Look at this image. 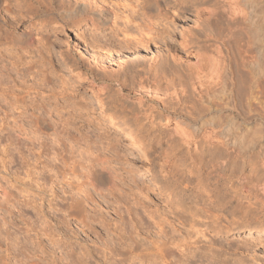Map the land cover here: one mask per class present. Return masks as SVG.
I'll use <instances>...</instances> for the list:
<instances>
[{
	"label": "rangeland",
	"instance_id": "rangeland-1",
	"mask_svg": "<svg viewBox=\"0 0 264 264\" xmlns=\"http://www.w3.org/2000/svg\"><path fill=\"white\" fill-rule=\"evenodd\" d=\"M46 1L0 0V264H24V261L38 264H111L112 261H115L113 264H140L142 261L141 264H145L149 258L154 257L152 249L160 237L154 238L155 235L160 234L156 229L157 226H152L153 224L151 225L148 221L149 214L152 218L158 215L157 221V219L163 218L160 214H164L165 217L166 212L169 219L171 217L174 219L175 213H183L181 217L185 219L188 216L187 220L188 218L191 219V215L189 212L182 211L187 210L188 206L193 208L197 202L199 208L202 206L203 208H212V213L217 210V213L215 212L213 215L216 214L220 219L212 221L215 217L209 218L207 213L201 215V217V212L195 215L201 218L194 216V220H192L193 218L190 221L185 220V227L188 224H193L192 227L194 228L189 227L190 225L182 228V236L185 232H188L190 238L195 237L194 240L199 239L202 241L200 245H196L198 248L196 246L191 248L192 252H198L197 254L202 252L203 249V254H199V257L195 253L198 260L200 258V261L204 260V257L208 258L209 255L215 254V258L220 256L219 259L225 258L228 262L230 261V264H237V260L244 264H264V249L260 248L264 247V233L254 239L260 244V247H258L260 249H255V254H251V252L241 254L242 251L236 250V245H234L235 243L240 245L242 241L246 240L244 238L246 236H239L243 234L241 232L244 231V224H260L261 228L264 229V204L262 207L259 201L261 197H251L248 201L252 204L253 211L251 210V213L246 217L237 212L238 210L233 213L235 209L231 207L240 200L235 194L232 206L226 205L221 209L216 206L217 203L215 202L205 201L206 203L204 202L205 205H203L199 201H193L188 188H192L193 191L199 190L201 193L204 191L205 193H202V195H207L208 192L206 191L213 190L216 186V180L212 178V175H214L213 167L209 168L207 163L211 156L207 154L206 148L204 152L200 151L204 147V143L200 138H195L194 142H185L186 144L174 140L171 131L174 120L166 124L157 118L155 112L153 115L156 118L153 120V124H150V120L149 122L143 120L146 113L140 109L139 94L131 93V90L132 86H135L140 79L146 77L140 71V66L145 64L147 67L148 61L141 54V57L137 55L136 58L123 53L115 54L113 53L114 50L109 51L110 46L113 47L118 43V41L115 43L112 40L115 37L113 32L115 17L119 22L118 17H122L123 13L128 12L129 5L133 0H91L93 3L99 1V4H97L104 6V8L97 10L105 11L110 16L109 21L103 26L97 25L96 22L91 21L86 16H79L74 20L63 19V21V16L59 15L58 7L65 4L67 6L72 1L48 0V3L51 2L50 5ZM185 1L186 3L179 4L174 0H159L161 8L157 14L158 16L151 18L150 21L159 25V28H161V25L174 28L178 39L175 38L176 42L184 41L189 37L188 39L192 40L194 46L187 55H184V58L193 61L196 59L194 48H197V46L195 47V45H198V43L202 45L209 39L217 41V44L208 41L213 45L220 44L219 39L221 38L219 35L223 38L226 31H228L226 29L228 25L226 19L222 18V20H219L218 25L212 24L213 32L207 36L201 34L203 33L201 31L203 27H206V16L199 11L202 6L194 0ZM7 10L9 11L6 12ZM181 36H184V38ZM243 38L231 39L230 41L225 38V41L231 43V48L227 45L230 49L227 46L223 47L225 50L223 52L231 58L233 53L234 56L238 53L237 49L240 46L236 47L237 45L242 44L241 47L244 50L246 47L243 44H246V41ZM184 44L185 42H182L180 45ZM240 50L242 48L239 49L238 54H240ZM253 52L249 51V54H254ZM149 55H154V51L150 52ZM175 55L181 56L182 54ZM236 56L239 57V55ZM131 63H133V66L137 64L139 68L133 67ZM138 70L139 73H137L140 76L134 72ZM126 71L127 73L130 72L127 74ZM152 72L147 76L152 78ZM119 81L120 85L125 84V88L130 92L127 90L123 93L118 91L120 88ZM62 88H65L64 91L61 90ZM260 94H255V96L258 95L256 100L254 99L255 102L253 100L249 101L254 108H251L250 104V107L246 105L245 100L241 98L242 96L236 95L235 105H237L234 112L239 116V119H245L242 123L240 121L241 128L239 132L241 134L247 132V130L248 133H252L262 129L264 139V115H261V111L263 113L261 106L264 102V94H261L263 96ZM145 105L143 106L145 108L153 107L157 111L161 110V106L156 104L147 103ZM250 108L253 110L251 111ZM217 109L221 111L222 115L225 114L223 105ZM244 111L247 117L243 115ZM135 113L139 115V119L134 120ZM38 115L44 116L50 126L48 131L39 132L43 134L42 141L39 140L44 145L43 149H39L37 142L22 135L24 131L27 133L30 130H35L33 120ZM249 116L253 117V121L247 120ZM60 130L65 133V135L63 133L62 135L75 141L73 142L74 148L72 151H66V146H63L62 143H57L59 145L53 144L55 147L50 144V140L54 139L51 136L53 135L52 132L59 131V136H61ZM199 141L201 142L199 143ZM86 144L88 147L85 149ZM60 148L65 150L60 152ZM48 150L50 151L48 152ZM40 152H43L41 158L38 157ZM52 152H55L56 156ZM256 153V150L247 151L244 153L245 155L238 159L235 165L225 168L223 171L224 179H221L219 189L225 190L222 184L225 185V182H227V186L230 187L227 190H240L239 183H236V178H238L242 179L241 182L251 190L255 184L254 180H256L257 174L255 169L257 163L255 162L258 153ZM191 157H194L193 159L197 158L196 161ZM200 157L201 159H199ZM86 158H92L91 160L103 158L106 160L105 165H103L104 168L102 166V172L104 173L101 177L103 181L101 188L103 187V190L93 192L85 187L89 191L83 188L80 191L81 194L79 190H71V192L73 191L71 193L66 184H58L60 188L57 184H55L56 186L51 185L49 180H42L43 172L40 171L44 169L42 170L40 166L50 170L49 168L52 167V163L55 161L56 166L59 165L61 169H65H62L63 171L60 169L58 172V166L53 171L58 172L56 175L63 179L68 174L66 178L68 179L71 174L68 172L69 167L67 168L65 165H70L73 162L75 165L77 163L81 164ZM53 159L54 161H51ZM198 161L201 162L198 163ZM232 169L233 171H231ZM254 170L256 171L254 172ZM60 171L61 173L65 171L64 175ZM74 173V176L76 175L73 176L74 179L82 177L79 169H75ZM232 174H234V178ZM77 175L80 177H77ZM60 177L59 180H61ZM73 177L69 178L74 180ZM70 179H64V181L70 182ZM72 180L71 182L74 184H78L81 180V182L84 181L83 178L79 182H77L78 180ZM37 183H40V185L44 183L48 188L43 187L45 190H37ZM253 189L257 190L255 187ZM166 190L172 191L167 192ZM84 191L90 193V198L88 194H83ZM238 192L240 191L236 193ZM66 193L69 195L67 196ZM31 194L34 197L33 201H36H34L36 205L29 199ZM74 194L81 195V199H78L79 196L76 197ZM82 194L88 198L86 196L83 198ZM206 195L202 197L205 199L211 196V194ZM77 199L78 201L86 199L84 201L85 204L88 203L89 208L85 204L84 206L82 201L79 203L80 206H84V209L81 208L84 212L92 207V210H88L90 214L81 212L77 208H80ZM27 200H30L32 204ZM179 200L183 207L178 204ZM241 200L246 203L248 199L241 198ZM77 203L78 206L75 207ZM68 204L70 207L74 206L75 209L72 208L74 211L70 210ZM177 204L181 206L180 209H178ZM259 207L263 210H260ZM192 208L191 211L193 212ZM173 209H176L177 212ZM77 210L84 214L81 215ZM151 212L152 215L154 213L157 215L152 216ZM87 216L93 220L86 218ZM5 217L10 220L9 227L3 225ZM151 217L150 219L154 221ZM43 221L44 223H42ZM152 221L151 223H153ZM220 221L223 226L230 224V229L223 227L221 232L213 233L212 226L214 227L218 223L221 225ZM146 223L150 225H148L149 229L146 228L147 225H143ZM252 227L255 226L249 228L252 229ZM43 228L47 230V233L44 232ZM167 231L172 235L171 228ZM195 231H200L199 233H202L207 240L212 237L214 244L211 247L209 246L212 249L208 247L207 240L204 237L200 239L201 234H197ZM174 233L178 235L177 232H173L172 236L176 237ZM227 245L233 247L229 252L226 251ZM146 247L150 248L146 249ZM108 253L109 256L114 254L115 257L113 255L108 257ZM208 253L209 255L206 256ZM7 254L8 257H6ZM136 255L139 256L136 258ZM144 255L149 256L144 257ZM174 255L169 257L171 263H174V260L178 258L177 255L176 258H173ZM132 257L136 259H134V262ZM197 263L199 264V261Z\"/></svg>",
	"mask_w": 264,
	"mask_h": 264
},
{
	"label": "bare ground",
	"instance_id": "bare-ground-1",
	"mask_svg": "<svg viewBox=\"0 0 264 264\" xmlns=\"http://www.w3.org/2000/svg\"><path fill=\"white\" fill-rule=\"evenodd\" d=\"M71 1L72 2H69L67 4V6H66V4L64 5L66 7L61 6V5H60L61 7H58L59 15L63 16L62 20L63 19L74 20V19L78 18L79 16H86V17H89V19L91 21L96 22L97 25L99 24V25L103 26L110 19L109 14H107L105 11L97 10V9L104 8V6L102 7L101 5L100 6L98 5L99 1L96 3L95 2L93 3V1H91V0H71ZM174 1L178 2L179 4L186 3L185 0H174ZM131 2H132L131 5H129L130 8L128 9L126 7L128 9L127 10L128 12L123 13L122 17H118V19H120L119 22H117V20H116L117 18L115 17V23L113 25V32H114L115 37L114 38L112 37L113 39L112 38L111 39L113 41H115V43H117V41H118L119 44L117 43V45H113V47L112 46H110V47L108 46V47L110 48L109 51L111 52V50L112 51L114 50L113 53H115V54L123 53V54H126L128 56H134V57H136L137 55L140 56V54H141L142 56H144V58H146V61H148L147 67L143 63L146 68L142 65L141 66L144 68H142L140 66V68H141L140 71L143 74H145L146 77L142 78V79L139 78L140 79L139 82H137L136 85L134 84L135 86H132V90H131V93L139 94L140 109H141V111H144L146 113V114H144L146 116L144 117L143 120H147V122H149V120H150V124H153V120H155L156 116H158L157 118H159V120H162L166 124L171 122V120H174L173 127H172L171 131H172V136L174 137V140H176V141H181L183 143H185V142L189 143V142H194L195 138H198V139L200 138V140L204 143V147L201 148L200 151L204 152V150L206 148L207 154H209L211 156V158L209 159V161H207V163L209 164V168L213 167L214 175H212V178L213 179L215 178V180H216V182H215L216 186H214V189H216V190L213 189L210 191H206V192H208L207 195L211 194V196L209 198L207 197L204 199L202 196H204L206 194L202 195V193H205L203 190H202L203 192L201 193V191H199V190L193 191L192 188H188V189H190L189 191L191 192L190 193V195L192 196L191 199L193 201L194 200L199 201V202L203 203V205H205V203H206L205 201H207L209 203L215 202V203H217L216 206L221 209V208H223V206H226V205H229V207H230V205L232 206V203L234 202L235 196L237 195L238 199H240V200H238L237 203H235L236 205L231 207V208L235 209V211H233V213H235L236 210H238L237 212L242 213V215L246 217L247 215H249L251 213L250 211L253 209L251 207L252 204H250V202H248L251 199V197L252 198L253 197L254 198L255 197H261V198H259V201H260L262 207L264 204V181H263L264 180V139H263V130L262 129H260V130L258 129L259 131L258 130L253 131L252 133H248V130H247V132L245 131V133L241 134L239 132L240 128H241V123L244 122L245 119L244 118L239 119V116H237L235 114L234 109H235V106L237 105V104L235 105V100H236L235 98H237L236 95H239V97L242 96L241 97L242 100H245V102L244 101L243 102L246 105L249 106V104H250V106H251V102H249V101H251V100L254 101V99L256 100V97L258 96V95L255 96L256 93L264 94V0H194V2H199L201 4L202 7L199 9V11L202 12V14H205V16H206V18H205L206 27H203V29L201 30V31H203V33H201V34L207 36L208 34L213 32L212 31L213 29L211 28L212 24L218 25L219 20L220 19L222 20V18H225L227 21L226 24L228 25V28L226 26V29H228V31H226V34H224V36L222 35L223 38L221 37V35H219V37L221 39H219L220 44H218V45H215V44H217L216 40L209 39V38H208L209 39L208 41L215 43L214 45L212 43H209L208 41L204 42V44H202V45L200 43H198V45H195V47L197 46V48H194V51L196 53V59L193 61H188L187 58H184V55H187V53L190 51V49L194 46L192 44V40L188 39L189 37L187 39H185L184 41H181V42L178 41L179 42L178 43V42H176V40H178V39L176 37V32H175L174 28H172L171 26H167V25L166 26L161 25V28H159V25L150 21L151 18H154L158 14V12L161 8L159 0H133ZM49 3H51V2H49ZM8 11L9 10H7L6 12H8ZM218 33L222 34L221 32H218ZM181 37L184 38V36H181ZM175 38H176V40H175ZM225 38L227 40L229 39V41L231 39H236V38L245 39L246 44L245 43L244 44L246 46L244 44H243V46L246 47V48H244V50L245 49L246 50L245 51L243 50V47H241L242 44L237 45V46L235 45L236 47L240 46L237 49L238 53H239V49H241V48L243 51L240 50V54H238L236 52V50L234 49L235 52L237 53L236 55H239V57H237L236 55L234 56L233 55L234 51L233 52L231 51L233 54L231 53L232 56L230 58L229 56L226 55V53H224L225 50L223 47H226L227 45L230 46V44H231L227 40L225 41ZM241 41H243V40H241ZM245 41H243V42H245ZM182 42H185V44L180 45V44H182ZM109 44H111V43H109ZM210 44H212V45H210ZM229 46H227V48ZM202 47H204V48H202ZM230 48H231V46H230ZM230 48H228V49H230ZM232 49H233V44H232ZM153 51H154V55H149L150 52H153ZM163 51L165 52V54ZM249 51H252V52L254 51L253 52L254 54L250 53V54H252V55H250ZM174 53L178 54V55L180 53L182 55L177 56ZM131 65L133 66V63H131ZM133 67L139 68V67H137V64ZM134 72L139 73V70L134 71ZM151 72L153 73L152 78L147 76V75L151 74ZM126 73H127V71H126ZM135 73H134V75H135ZM115 74H117V73H115ZM110 76H112V75H110ZM132 77H134V76L132 75ZM163 83H164V85H163ZM119 85H120V81H119ZM129 88H130V86H129ZM63 89H65V88H62L61 90H63ZM125 90H127L125 88V84L120 85V88L118 91L123 93ZM127 91L130 92V90H127ZM261 96H263V95H261ZM258 99H257V101H258ZM147 103H152V104H156L157 106H161V110L159 109L160 111H157V109H155L153 107L152 108L143 107V106H146L145 104H147ZM255 104H257V103H255ZM222 105H223V107H225V110L223 109L225 114H223V115H222V113H220L221 111L217 109L219 106H222ZM246 105H244V106H246ZM252 107L254 108L253 105L251 106V108ZM261 107H262L261 109H263V113L261 111V115H264V102H263ZM246 109H248V108H246ZM252 110L253 109H251V111ZM255 111H253V112H255ZM154 112L156 113V116L153 115ZM243 113H244L243 115H246V117H247V114L245 113V111ZM251 116H249L247 120L251 121L253 119V117H251ZM139 118H140L139 115H137L135 113L134 114V120L139 119ZM240 121H241V123H240ZM33 126H34V128L36 127L35 130L34 129L30 130L27 133H25V131H24L22 133V135H24V137L27 136L28 139H31L32 141L37 142L39 149L40 148L43 149L44 148L43 143L39 142V140H41V137L43 136V134L39 133V132L48 131L49 127H50L49 123L44 116L38 115V116H35V118L33 120ZM30 128L32 129L33 127H30ZM60 132H61V136H59L60 135L59 131L52 132L53 135H51V136L54 139L52 141L50 140V144H52V146H54L53 144L56 145L57 143H59V144L62 143L63 146L64 145L66 146V151L67 150L72 151V149L74 148L73 142H75V141L74 140L72 141L71 139H70L71 140L70 141L69 138L64 136L65 133H63L61 130H60ZM62 133L64 135H62ZM201 141H199V143ZM59 144H57V145H59ZM63 146H60V147L62 148ZM16 147H17V145H16ZM86 147H88L87 144L85 146V149H86ZM56 148L58 149L59 147H56ZM67 148H69V149H67ZM15 149H17V148H15ZM61 150H60V152H63V150H65V149L63 148V150L62 151ZM255 150L257 151L258 154L256 153L257 154V156H256L257 161H256V159H255L256 162L254 161L255 163H257L256 164L257 167L255 168L257 171L254 170V172L256 171L257 174L255 177L256 180H254L255 184L252 186V189L255 187L257 190H254V189L250 190L249 188H247L245 186L244 183L241 182L242 179H238V178H236V183H239V189L240 190H227L228 188H230L229 185L227 186V184H228L227 182H225L226 183L225 185L222 184V186L225 190H221V188L219 189V185L221 184L220 181H221V179H224V176H223L224 169L230 167L231 165H235L236 162L238 161V159L241 156L245 155L244 153H246L247 151L251 152V151H255ZM49 151L50 150H48V152ZM57 151H56V153L59 152V151L58 152ZM46 152H47V150H46ZM42 153L43 152L38 153V157L41 158ZM53 153H55V152H52V154ZM56 153H55V156H56ZM52 154H51V156L54 155V154L53 155ZM60 154H62V153H60ZM55 156H54V158H55ZM202 158H204V157H202ZM55 159H57V158H55ZM91 159L86 158L85 161H82L81 164L77 163V165H75L74 162L71 163L70 165L68 164L69 166L65 165V167L66 166H67V168L69 167L68 172L71 174L72 177L75 174L74 173L75 169L76 170L79 169V172L81 173L80 176H82L81 178L84 179L83 182H81L82 180L80 181L81 183L79 182V180L81 178L80 179L79 178L74 179V177L76 175L73 177L74 180H72L69 178L71 176H69L68 179H66L68 176V174H66L67 176L64 179L65 180L70 179V182H65L64 179L58 175L61 179V180H59V177L56 174H58V172L61 168L57 164L59 166V169L57 170L58 172L55 173L56 171L55 170H54L55 172L53 171L54 168L56 169V167H58L54 164L55 163L54 159L51 160L54 162L53 163L51 162L53 165L50 164V165H52V167L49 166V167H51V168H49L50 170H46L45 168H42L40 166V168L42 170L44 169L43 171H40L41 173L43 172L42 173V177H43L42 180H47V181L49 180L51 182L50 183L51 185L57 184V186H58V184H61V185L66 184V186L68 187V190L70 188V192H71V190H73V191L79 190L80 194H81L80 191L83 190V188H85V187L86 188L88 187V189L93 191V192H95L96 190H103L102 189L103 187L101 188V186L103 185V183H102L103 181H102L101 177L103 176V173H104L102 171L104 168L103 165H105L104 163H106V160H104L103 158H95L93 160H91ZM196 159H193V160L196 161ZM199 159H201V157ZM200 162L198 161V163H200ZM61 163H62V161H61ZM62 164H64V162ZM205 165H206V163H205ZM46 166H48V165H46ZM75 166H76V168H75ZM102 166H103V168H102ZM206 168H207V166H206ZM62 169H65V168H62ZM233 169L231 171H233ZM172 171H175V170H172ZM60 173H61V171H60ZM63 173H61V174H63ZM199 173H201V172H199ZM176 174H174V175H176ZM78 175H77V177H80ZM181 175H182V173H181ZM233 175L234 174H232V176ZM178 176H180V175H178ZM63 177H65V176H63ZM185 177H187V176H185ZM233 178H234V176H233ZM71 180L72 181L78 180L77 182H79L80 184L79 183L74 184L73 182H71ZM40 183L36 184L38 187L35 186L38 188L37 190H43L44 189L43 187L48 188L47 185H44V183H46V182H44L43 185L41 184L42 186L40 185ZM176 183H177V180H176ZM179 184L181 185L182 183H179ZM203 186H206V185H203ZM51 187H49V188H51ZM58 187H60V185ZM186 187H188V186H186ZM17 188H19V187H17ZM217 188H218V190H217ZM56 190H59V189H56ZM89 190H87V191H89ZM171 191H167V192H171ZM237 191H240V192L236 193ZM164 192H165V190H164ZM173 192H174V190H173ZM77 193H78V191H77ZM85 193H86V195L88 194V197L90 196L89 192L84 191L83 194H85ZM76 194H74V195H76ZM234 194H235V196H234ZM68 195L69 194H67V196ZM74 195H72V196H74ZM167 195H168V193H167ZM174 195H176V194H174ZM26 196H29V195H26ZM78 196L76 195V197H78V199H81L80 198L81 195H78ZM85 196L83 195L82 197L85 198ZM31 197H32V199H31ZM70 197H71V195H70ZM27 198H29V197H27ZM33 198L34 197L31 194L29 199L33 201ZM241 198L242 199H248V200L246 203L245 202L243 203ZM78 199L76 201H78ZM86 199H84V200H86ZM188 199H190V198H188ZM30 200H27V201L32 204V202ZM84 200L83 201L81 200L83 202V205L85 204ZM143 200H146V199H143ZM34 201H33V203L36 202V201L35 202ZM81 201L79 200L78 203L79 202L81 203ZM71 203H72V201L70 202V204ZM78 203H77V205H75V207L78 206ZM80 203H79V206H80ZM49 204H50V202H49ZM178 204L182 205L181 201ZM197 204H199V203L197 202L193 208H192V206H188V207H191L193 209V212L191 211V208H188V207H187V210H184L182 212H189V214L191 215V217H190L191 219L195 215H197V213L200 214L201 212H202V214H200V216L207 213V217L208 216H209V218L215 217V219H212V221L213 220L216 221L217 219H219V217L216 214L213 215V213H215L217 210L214 209L215 212L212 213V210H211L212 208L211 209L209 207L203 208V206L201 208H199V206ZM35 205H36V203H35ZM68 205H67V207H68ZM85 205L88 206V208H89L88 203H86ZM27 206H28V204H27ZM84 206H80V208L79 207H77V208L82 212L84 209ZM212 206H213V204H212ZM69 207H70V205H69ZM177 207H178V209H180L181 206L178 205ZM182 207H183V205H182ZM72 208H74V206L70 207V210ZM81 208H83V209L81 210ZM142 208H145V207H142ZM213 208H214V206H213ZM259 208H260V210H263L261 207H259ZM92 209L93 208L91 207V209H88V210H92ZM176 209H173V211ZM79 210H77V211H79ZM85 210H87V209H85ZM88 210L86 212H88ZM177 210H176V212H177ZM72 211H74V210L72 209ZM80 211H79V213H80ZM173 211H172V213H173ZM86 212H84V213H86ZM170 212H169V216H170ZM84 213H82V214H84ZM160 213H163V212H160ZM166 213H165V217H164V214L163 215L160 214L161 217L163 216V218H161L159 216L161 219L160 220L157 219V221L159 220L158 222L156 221V218L158 217V215L156 213H154V214H156L157 216H155L153 214L155 216L153 218L149 214V219L151 217L155 221L156 225H155L154 221H152L151 219L150 220L153 223H151V221L149 219H148V221L150 222L151 225L153 224L152 226H154V227L157 226L156 229L158 230V234H160V235H155L154 238L156 239V237L157 238H158V236H160V237H159V240L157 239L158 242H156L154 244V247L152 249L154 252V254H153L154 259L153 258H149L148 260L145 259V260H147V263H145V264H172L173 262L171 263V260H170L171 258H169V257H172L171 255H174L175 253H176L178 258L175 257L176 255L173 256V258H176V260L173 259L174 260L173 264H198L197 263L198 261H199V264H230L229 263L230 261L228 262L227 260H225V258L223 256L222 257L224 259H222V258L219 259L220 256H219V258H215L214 257L215 254L212 255L213 252L210 253L212 256H210L208 253L206 255V256L209 255L208 258L204 257V260L200 261L201 258L198 260L197 259L199 257L198 255L203 252V249L199 248V249H202V252H200V250H199L200 253L197 254L198 252L197 253L192 252L193 250H191V248L195 247L196 245L198 246V244L200 245V243H202V241L199 239L194 240L195 237L190 238V236H189L190 234L188 235V232H185V234H184V235H186L185 237H184V235L182 236V234H181L182 228H186L188 225H190V224H188V225L186 224L187 226L185 227V223H186L185 220L188 216L185 217V219H183L181 217L183 213L182 214L180 212H179L180 214L175 213L174 219H172V217H171L170 218L171 221H170V219L167 217L168 213L167 214ZM75 214L77 215V213H75ZM87 214H90V213L88 212ZM151 215H152V212H151ZM8 217H9V215H8ZM195 217L199 218L198 216H195ZM86 218H89V217L87 216ZM140 218H142V217H140ZM6 219L7 218L5 217L4 221H3V225H5V226L10 224V220L7 219V221H6ZM44 219H45V217H44ZM188 219L186 221L191 220V219H189V220ZM92 220H90V221H92ZM192 220H194V218ZM197 220H199V219H197ZM42 223H44V221ZM191 223H192V221H191ZM232 223L234 224L235 222L233 221ZM220 224H221V221H220ZM143 225L148 226L149 224L146 223ZM221 225H219V223H218L214 227L212 226L213 233L221 232L222 231L221 229L223 227L230 229V224L229 225L227 224V226H223V225L221 226ZM242 225H243V223H242ZM149 226L146 228L149 229ZM192 226H193V224L190 225L189 227H191L193 229L194 227H192ZM244 226L246 229L244 228V231L241 230L242 231L241 233H243V234L239 235V236H246V237H244V238H246V240L244 239L245 241H242L240 243V245L235 243L234 245H236V248L235 247L234 248L238 251H242V252H240L241 254H244L245 252H248V253L251 252V254H255V252H256L255 249L261 248L263 250L264 247H260V244L257 241H254V239H257L259 235H262L264 233V229L261 228L260 224L250 225V223H249V224H244ZM251 226H255V227H252V229H251V228H249ZM8 227H9V225H8ZM143 228H144V226H143ZM167 228L168 229L171 228L172 231L177 232L178 235H176L174 233V235H176V237L172 236L173 232H171L172 235H170V232L167 231L168 230ZM43 230H45V228H43ZM151 230H153V229H151ZM154 230H155V228H154ZM46 231L47 230H45L44 232L47 233ZM195 232L198 234L200 231H198V232L195 231ZM199 234H201L200 239H202L204 237V235L202 233H199ZM48 235H49V233H48ZM204 238L206 239V237H204ZM151 239H152V237H151ZM191 239H193V241H191ZM48 240H49V238H48ZM53 241H55V240H53ZM258 241H259V239H258ZM206 243H207L208 247L213 246L214 242H212V237L210 239H208L206 241ZM203 245H204V242H203ZM205 246H204V248H205ZM258 247H260V248H258ZM147 248L148 247H146V249ZM209 248H207V249H209ZM232 248H233L232 245H227L226 251L229 252ZM146 249H144V250L146 251ZM210 249H212V248H210ZM220 249H221V247H220ZM62 250H64V249H62ZM131 250H134V249H131ZM6 251H8V250L6 249ZM205 251H207V250H205ZM209 251H207V252H209ZM133 252H135V251H133ZM63 253L65 254V252H63ZM195 253L197 254L198 257H196ZM132 254H134V253H132ZM132 254H131V256H132ZM107 255H108V257H112V255L114 256V254H111V256H109L110 255L109 253ZM138 256L136 255V258ZM141 256H143V255H141ZM148 256L149 255H147V256L144 255V257H148ZM6 257H8V254L6 255ZM134 259L135 258H133V260L132 259L131 260L134 262ZM138 261H139V259H138ZM140 261H141V259H140ZM113 262H115V261H112L111 264H113ZM141 263H142V261H141ZM236 263L237 264H244L240 260L239 261L237 260ZM24 264H38V263H36V262H25L24 261Z\"/></svg>",
	"mask_w": 264,
	"mask_h": 264
}]
</instances>
